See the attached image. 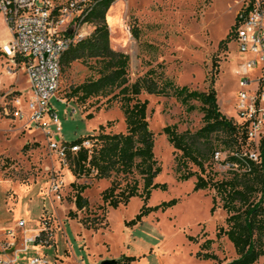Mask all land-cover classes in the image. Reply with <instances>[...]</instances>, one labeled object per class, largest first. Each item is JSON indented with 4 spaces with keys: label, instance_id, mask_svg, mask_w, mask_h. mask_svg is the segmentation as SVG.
Segmentation results:
<instances>
[{
    "label": "rangeland",
    "instance_id": "1",
    "mask_svg": "<svg viewBox=\"0 0 264 264\" xmlns=\"http://www.w3.org/2000/svg\"><path fill=\"white\" fill-rule=\"evenodd\" d=\"M241 0H114L108 11L106 25L112 50L130 58V82H135L150 69H159L179 87L216 92L220 113L242 123L236 100L240 87L236 73L239 65L253 57L238 51L236 15ZM115 8V9H114ZM94 27L88 25L83 34L90 36ZM137 34V37L135 36ZM9 40L4 17L0 13V227L15 230V264H28L40 258L46 264H227L235 259L233 246L227 239H216L217 229L226 214L217 206L214 211L212 191H194L195 178L177 181L175 150L163 134L165 127H176L178 133L195 132L203 127L201 105L192 102L189 110L174 99L142 95L147 101L149 129L155 136L154 155L162 173L157 184H167L165 191H154L148 207L156 208L175 201L166 210L152 211L133 227L127 223L143 206L135 197L128 206L117 210L105 207L100 194L110 182L77 181L69 163L61 156L60 147L81 138L96 135L103 126L105 133H125L126 125L117 102L107 108L106 100H91L85 106L67 102L66 93L91 77L81 63H74L60 77L56 97L50 101L52 113L58 117L61 133L44 117L39 124L31 121L28 109L30 87L25 71L14 69L2 52ZM226 41L220 48L221 42ZM253 71L250 76L258 75ZM91 115V119L87 116ZM46 124V126H42ZM255 151L264 138V123L251 128ZM55 146V148H54ZM84 147H91L90 145ZM225 154L216 161L218 179L228 166ZM89 185L83 196L89 209L78 212L77 219L72 184ZM102 222L98 231L85 229L82 221ZM23 221L22 230L17 224ZM49 245L24 241L36 238ZM21 243L17 245L19 233ZM213 241L208 254L218 262L197 258L201 247ZM202 253H206L203 251ZM125 259H133L130 263ZM257 264H264V257Z\"/></svg>",
    "mask_w": 264,
    "mask_h": 264
},
{
    "label": "trees",
    "instance_id": "2",
    "mask_svg": "<svg viewBox=\"0 0 264 264\" xmlns=\"http://www.w3.org/2000/svg\"><path fill=\"white\" fill-rule=\"evenodd\" d=\"M113 3L114 0H93L84 22L92 25L94 30L90 36L72 43L63 53L61 76L74 63L87 67L91 77L78 86L70 87L65 99L80 106L91 100H106L107 108L114 102L119 103L126 131L105 133L101 126L96 135L64 143L70 172L77 181L110 182L100 194L103 206L99 209L102 211L105 207L113 210L126 207L133 198L140 197L143 206L127 226L141 223L152 211L166 210L175 201L154 209L147 206L152 192H163L168 185L155 181L162 169L154 155L155 136L147 120L148 104L147 101L140 102L139 98L146 94L174 99L189 110L194 109L192 102L199 103L203 115L202 128L192 133H178L174 126L165 127L162 131L176 153L177 181L189 182L195 178V192H213L212 211L218 206L226 214L224 224L217 229L216 239H227L236 257L227 264H257L264 257V138L255 151L248 125L238 124L220 113L213 88L199 92L179 87L161 68L150 69L131 83L129 56L111 48L106 18ZM225 43L221 42L220 48ZM91 118V115L87 116V119ZM85 143L91 147H84ZM74 147L79 148L77 153L71 152ZM216 154H225L223 164L228 166L221 179L213 170L217 163ZM72 188L76 212H70L68 217L75 220L78 212L89 209V201L83 194L90 186L73 183ZM82 224L85 229L93 231L105 227L97 221L85 220ZM213 243L207 241L203 244L197 258L218 262L214 254H208ZM125 260L130 263L133 259Z\"/></svg>",
    "mask_w": 264,
    "mask_h": 264
},
{
    "label": "built area",
    "instance_id": "3",
    "mask_svg": "<svg viewBox=\"0 0 264 264\" xmlns=\"http://www.w3.org/2000/svg\"><path fill=\"white\" fill-rule=\"evenodd\" d=\"M92 3L93 0H0V13L9 37L2 52L12 68L25 71L30 87L31 121L39 124L44 117H50L49 124L56 127L55 135L62 129L58 117L50 109V101L58 91L61 57L72 43L87 37L83 34L88 26L84 21ZM235 24L238 51L253 57L239 65L236 73L240 87L236 98L238 116L248 125L251 139L253 134L249 126L259 128L264 123V0H241ZM253 71L259 74L251 77ZM59 149L65 158L64 146ZM78 151V147L71 149L72 153ZM220 157L216 154L215 160ZM252 157L255 159L256 155ZM24 226L20 221L17 229L22 230ZM42 226L43 230L35 239L24 241V251L28 243L49 245L42 239L46 232L45 221ZM15 241V230L0 232V264L16 263ZM28 264L46 263L33 258Z\"/></svg>",
    "mask_w": 264,
    "mask_h": 264
},
{
    "label": "crops",
    "instance_id": "4",
    "mask_svg": "<svg viewBox=\"0 0 264 264\" xmlns=\"http://www.w3.org/2000/svg\"><path fill=\"white\" fill-rule=\"evenodd\" d=\"M3 231H5V229L3 227H0V232H3ZM25 235H28V233H26V232L25 233H22V232L19 233V236L17 239L18 240L17 245H20V243H21V238H22L21 236L24 237Z\"/></svg>",
    "mask_w": 264,
    "mask_h": 264
},
{
    "label": "bare ground",
    "instance_id": "5",
    "mask_svg": "<svg viewBox=\"0 0 264 264\" xmlns=\"http://www.w3.org/2000/svg\"><path fill=\"white\" fill-rule=\"evenodd\" d=\"M115 9V8H114Z\"/></svg>",
    "mask_w": 264,
    "mask_h": 264
}]
</instances>
